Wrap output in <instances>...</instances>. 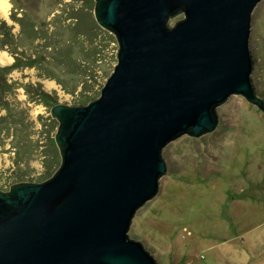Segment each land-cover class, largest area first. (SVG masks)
<instances>
[{
  "label": "water",
  "instance_id": "1",
  "mask_svg": "<svg viewBox=\"0 0 264 264\" xmlns=\"http://www.w3.org/2000/svg\"><path fill=\"white\" fill-rule=\"evenodd\" d=\"M258 1L94 0L116 63L97 97L50 107L53 174L0 190V264H157L128 230L158 194L162 150L215 131L216 107L232 93L264 110L248 50Z\"/></svg>",
  "mask_w": 264,
  "mask_h": 264
},
{
  "label": "rangeland",
  "instance_id": "2",
  "mask_svg": "<svg viewBox=\"0 0 264 264\" xmlns=\"http://www.w3.org/2000/svg\"><path fill=\"white\" fill-rule=\"evenodd\" d=\"M91 1L92 6L89 0H0V41L2 20L15 39L0 47V78L9 88L3 94L6 110L0 109L2 190L53 174L60 157L56 166L46 167L56 146L57 120L50 107L97 97L113 70L118 48L113 33L89 22L83 23L84 33L70 32L72 17L85 14L91 22ZM23 13L46 30V38L19 40L12 15ZM181 17L178 13L169 23ZM65 44L71 45L80 70L58 63L55 47ZM248 50L252 86L264 100V0L251 13ZM36 64L68 80L86 81L85 86L68 93ZM85 93L90 98L82 103ZM216 112L215 131L167 143L158 194L132 218L128 236L140 241L157 264H264V110L232 93Z\"/></svg>",
  "mask_w": 264,
  "mask_h": 264
},
{
  "label": "trees",
  "instance_id": "3",
  "mask_svg": "<svg viewBox=\"0 0 264 264\" xmlns=\"http://www.w3.org/2000/svg\"><path fill=\"white\" fill-rule=\"evenodd\" d=\"M89 5L92 6L91 0H89ZM12 17L19 24V32H18L19 40L22 38H25L29 41H34L35 39H38V38L41 39V38L47 37L46 32H45L46 30H43L41 27H37L34 20L28 14L23 13L20 17H15L12 15ZM71 19H72L73 25H71V27H70L72 29V31H70V32H72V34L80 33L82 31V29L84 30V27H83L84 22H87V23L89 22L90 24L92 23L93 27H96V24L98 25L94 16L90 18L91 22L88 19H86L85 14H83V16L79 17V19L77 17H72ZM1 23H2V25L5 26V29L1 32V38L2 39L0 41V43H1L0 47H2L1 45H4L6 42H12L15 40L14 35L11 33L10 27L6 26V23L4 20H2ZM47 43L49 44L50 42L47 41ZM55 48H56V52L60 56L59 58H56L58 63L63 62L64 64L71 66L75 70L81 69L80 63L71 55L72 51H71V45L70 44H65V45L59 46V47L57 46ZM15 59L17 62L19 61L18 58H15ZM36 66H39L38 68H42V70L44 72H46L45 77L54 79L61 86V88L68 93L73 94L76 91V87L78 85H81V88L85 86L84 83L86 81L83 82L82 80H79V79L73 80V78H70V80H68L63 76H59V75H56V73H53L52 69H50L49 67H43L41 64H36ZM71 77H73V76L71 75ZM8 89L9 88H8V84L6 83V78L1 77L0 78V109L6 110V107H5L6 102L4 101L3 94H4V91H6ZM42 94L43 93L41 92L40 95H42ZM82 96H83L81 99L82 103L88 101L90 98V95H88L86 93ZM54 144H55V142H54ZM55 147H54V152L52 153V155L47 157V159L45 161V165L49 169L52 167V165L55 164V166H56L59 162L58 148H55Z\"/></svg>",
  "mask_w": 264,
  "mask_h": 264
},
{
  "label": "flooded vegetation",
  "instance_id": "4",
  "mask_svg": "<svg viewBox=\"0 0 264 264\" xmlns=\"http://www.w3.org/2000/svg\"><path fill=\"white\" fill-rule=\"evenodd\" d=\"M1 191H7V189L6 190H2V189H0Z\"/></svg>",
  "mask_w": 264,
  "mask_h": 264
},
{
  "label": "bare ground",
  "instance_id": "5",
  "mask_svg": "<svg viewBox=\"0 0 264 264\" xmlns=\"http://www.w3.org/2000/svg\"><path fill=\"white\" fill-rule=\"evenodd\" d=\"M2 2V1H1ZM7 5V4H6ZM3 11V10H2Z\"/></svg>",
  "mask_w": 264,
  "mask_h": 264
}]
</instances>
